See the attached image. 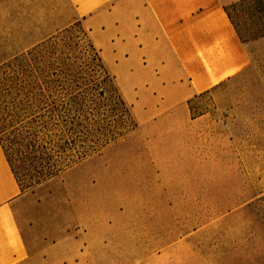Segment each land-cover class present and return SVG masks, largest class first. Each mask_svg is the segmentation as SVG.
I'll use <instances>...</instances> for the list:
<instances>
[{
	"label": "crops",
	"instance_id": "crops-1",
	"mask_svg": "<svg viewBox=\"0 0 264 264\" xmlns=\"http://www.w3.org/2000/svg\"><path fill=\"white\" fill-rule=\"evenodd\" d=\"M67 1L130 108L133 144L148 149L135 151L136 170L123 175L153 177L158 187L119 192L114 176L75 169L69 200L38 199L21 188L0 144V264H188L187 210L218 206L188 200L169 176L201 123L190 100L251 66L227 11L241 0ZM156 135L172 142L173 156L155 148ZM92 190L107 200L93 203Z\"/></svg>",
	"mask_w": 264,
	"mask_h": 264
},
{
	"label": "rangeland",
	"instance_id": "rangeland-1",
	"mask_svg": "<svg viewBox=\"0 0 264 264\" xmlns=\"http://www.w3.org/2000/svg\"><path fill=\"white\" fill-rule=\"evenodd\" d=\"M72 9L67 0H0V65H6L15 55L19 60L32 58V63L44 61L61 74L73 70L81 86L91 84L98 78L93 74L95 62L85 51L83 33L69 29L74 23ZM233 13L241 38L250 48L251 66L238 77L190 100L191 115L201 118V123L197 135L186 145L179 170L169 176L171 187L180 186L188 200L218 206L187 210L188 264H264V0H249ZM17 75L25 78L22 73ZM95 84L96 93L109 89L100 79ZM101 102L97 110H101ZM119 110L114 116L105 113L107 119L112 118V125L130 127V115ZM1 122L5 136L13 141L17 125ZM132 141L133 133L129 131L24 190L35 192L38 199L53 197L66 202L70 199L67 174L77 169L114 176L113 190L119 192L137 187L151 193L150 189L158 187L155 178L123 175L136 170L135 151L147 149ZM153 144L163 153L175 154L172 142L164 137L154 136ZM17 147L13 145V151ZM70 184L78 190L83 183L77 180ZM102 200H107L103 191L92 190L91 201ZM196 251L197 259L191 255Z\"/></svg>",
	"mask_w": 264,
	"mask_h": 264
},
{
	"label": "trees",
	"instance_id": "trees-1",
	"mask_svg": "<svg viewBox=\"0 0 264 264\" xmlns=\"http://www.w3.org/2000/svg\"><path fill=\"white\" fill-rule=\"evenodd\" d=\"M247 1L241 0L227 8L233 21L231 11ZM234 22L240 33L238 22ZM75 28L85 36V51L95 62L93 74L98 78L91 80V84L81 86L73 70L61 74L58 68H49L44 61L32 63L29 57L19 60L15 55L5 68L0 65V144L22 189L50 179L136 126L129 106L87 32L79 21H74L69 29ZM18 73L25 78L19 79ZM99 79L109 89L106 87L96 93L95 80ZM100 102L102 108L97 110ZM119 109L130 115V127L112 125V118L107 119L105 113L114 116ZM3 120L9 126L17 125L13 141L5 136ZM15 144L18 147L13 151Z\"/></svg>",
	"mask_w": 264,
	"mask_h": 264
}]
</instances>
